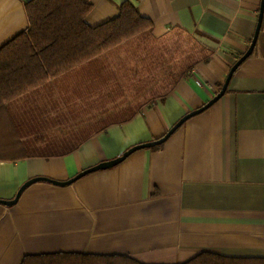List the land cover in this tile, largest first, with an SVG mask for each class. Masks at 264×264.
Here are the masks:
<instances>
[{
	"label": "crops",
	"instance_id": "obj_1",
	"mask_svg": "<svg viewBox=\"0 0 264 264\" xmlns=\"http://www.w3.org/2000/svg\"><path fill=\"white\" fill-rule=\"evenodd\" d=\"M28 1L0 0V47L26 30ZM82 1L91 6L89 26L127 1L151 21L154 42L185 34L205 57L166 93L147 89L121 117L101 118L110 103L101 111L98 99L109 100L131 71L118 68L123 55L133 59L124 42L0 106V199L47 178L12 205L0 203V264L54 253L136 264H185L202 254L207 264L264 259V4L241 60L261 0ZM195 110L162 143L77 177L163 137Z\"/></svg>",
	"mask_w": 264,
	"mask_h": 264
},
{
	"label": "trees",
	"instance_id": "obj_2",
	"mask_svg": "<svg viewBox=\"0 0 264 264\" xmlns=\"http://www.w3.org/2000/svg\"><path fill=\"white\" fill-rule=\"evenodd\" d=\"M90 8L82 0H29L25 3L26 30L0 47V106L113 46L151 36V21L142 17L130 2L121 3L113 18L96 26L85 22ZM204 57L202 54L187 68ZM183 73L182 70L177 77L181 78ZM25 156L28 155L21 157ZM210 260L202 254L185 264H207ZM225 262L243 263L234 259ZM128 263L136 264L124 256L78 253L41 254L25 257L22 261V264ZM245 264H264V259Z\"/></svg>",
	"mask_w": 264,
	"mask_h": 264
},
{
	"label": "rangeland",
	"instance_id": "obj_3",
	"mask_svg": "<svg viewBox=\"0 0 264 264\" xmlns=\"http://www.w3.org/2000/svg\"><path fill=\"white\" fill-rule=\"evenodd\" d=\"M124 43L123 48L125 46L127 48L128 46L130 47L124 53H132L133 59L128 57L130 56L129 54L123 55V57H120L121 63L119 65L121 66L118 68L122 69V67L127 68L130 66L129 70L132 73L131 71L130 73L126 72L127 74L122 76L124 81L121 80L120 85L117 83L115 91L110 92L109 100L104 95L100 96L98 100L100 101L101 111L102 105L110 103L107 109L108 111L102 114L101 118L109 116L112 112H115L117 117L123 116L126 114V111H131L133 104L140 103L146 99V96L149 94L146 90L149 88L155 87L158 93L161 91L167 92L171 84H173L175 77L183 70L182 78L187 70L193 66L187 67L199 60L202 54H204L198 43L185 34L169 35L160 43L154 42L151 36H147L144 39L142 37L133 38L127 41V43ZM129 74L131 79L127 80V77H130ZM115 75L121 77L118 73ZM130 102L132 106L128 105ZM88 124L90 128H95V122ZM88 124L77 123L75 127L77 128L78 125L85 127ZM103 124L100 123V126ZM47 139H45V142H49ZM64 140L61 138L52 139V141L56 142H62Z\"/></svg>",
	"mask_w": 264,
	"mask_h": 264
},
{
	"label": "water",
	"instance_id": "obj_4",
	"mask_svg": "<svg viewBox=\"0 0 264 264\" xmlns=\"http://www.w3.org/2000/svg\"><path fill=\"white\" fill-rule=\"evenodd\" d=\"M263 4H264V0H261V5H260V11H259V16H258V22H257V26H256V29H255V33H254V36H253V39H252V42H251V45L249 47V49L247 50V52H245V54L242 56L241 60L246 57L247 55H249V53L251 52L252 48H253V45L255 43V40H256V37H257V33L259 31V28H260V24H261V18H262V11H263ZM235 68V66L231 69V71L229 72L228 76H227V79H226V82L228 80V78L230 77L233 69ZM224 90V89H223ZM222 90V91H223ZM199 110H195L194 112H191V113H188L187 115H185L183 118H181L163 137L157 139V140H154L152 142H147V143H143V144H138L136 146H133L131 148H129L128 150H126L125 152H123V154H121L119 157L115 158V159H112V160H109L107 162H102L96 166H93L87 170H84L83 172H80L77 177L87 173V172H90V171H93V170H96V169H101V168H107V167H110L112 165H115L117 163H119L120 161H122L126 156H128L131 152L137 150V149H140V148H143V147H149V146H154V145H157V144H160L162 143L165 138L173 131L175 130L186 118H188L189 116H191L192 114L194 113H197ZM47 178H42V177H37V178H32L28 181H26L24 184H22V186L19 188V190L17 191V193L15 194L14 198L11 199V200H1L0 199V203L1 204H5V205H12L16 199L18 198L19 194L21 193V191L26 187L28 186L29 184L35 182V181H38V180H46ZM47 181H52V180H47ZM71 181V180H69ZM69 181L67 182H55L53 181V183H61V184H66L68 183Z\"/></svg>",
	"mask_w": 264,
	"mask_h": 264
}]
</instances>
